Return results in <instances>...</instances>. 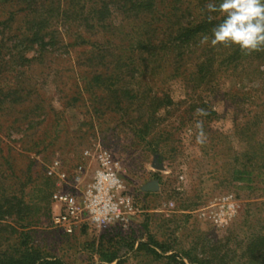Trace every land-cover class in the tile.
<instances>
[{"label": "rangeland", "instance_id": "374dc122", "mask_svg": "<svg viewBox=\"0 0 264 264\" xmlns=\"http://www.w3.org/2000/svg\"><path fill=\"white\" fill-rule=\"evenodd\" d=\"M119 1L101 12L102 0H0V252L32 248L62 264H110L108 254L112 264H254L249 246L264 237V51L200 43L159 61L146 52L157 60L122 66L117 91L90 89L95 72L123 60V35L153 19ZM200 1L209 2L165 0L160 36L149 27L147 36L162 41L202 19ZM86 39L105 50L89 53ZM97 146L119 161L136 213L126 226L69 236L53 225L46 170ZM151 183L158 190L143 192ZM254 248L264 264V243Z\"/></svg>", "mask_w": 264, "mask_h": 264}, {"label": "built area", "instance_id": "2783aa9c", "mask_svg": "<svg viewBox=\"0 0 264 264\" xmlns=\"http://www.w3.org/2000/svg\"><path fill=\"white\" fill-rule=\"evenodd\" d=\"M46 175L57 188L52 196L53 225L67 235L84 226L98 230L126 226L136 213L119 161L100 146L86 149L82 162L75 165L53 161Z\"/></svg>", "mask_w": 264, "mask_h": 264}, {"label": "trees", "instance_id": "16d2710c", "mask_svg": "<svg viewBox=\"0 0 264 264\" xmlns=\"http://www.w3.org/2000/svg\"><path fill=\"white\" fill-rule=\"evenodd\" d=\"M8 2H14L15 0H6ZM18 1V0H16ZM102 7L98 9L97 11L104 12L107 8V2L106 0H102ZM175 3V0H172V3ZM119 5L126 6L127 5L133 9L134 7L141 8L143 7L144 10H148L151 13L149 15H152L153 19H150L149 21H146V25L140 27L137 29V31H133L131 34H125L123 35L124 38H128V43L125 46L120 47V49L123 50L124 55H120L123 59L122 61H119L113 64L112 69L110 66H106L105 70H98L96 73L97 76L94 77V85L92 84L90 89H95L100 92H106V93H113L117 91L118 89L115 88L116 85L119 83V75L121 73L119 72V69L124 66H130L133 65L134 67L138 66H145L146 64H151L149 63V58H152V63L156 61L157 59L155 58L158 56V61L162 59H166L170 55L177 57V54L179 52L180 48H196L200 45V41L204 35H208L211 37L212 34V29L213 27L220 22V17L218 15L217 19H214L212 22L208 21V15L209 13L207 12L206 5L207 3H201V1L198 5L197 8H199V13H203L205 11V15L202 16V19H198L197 22H193L192 24H189L188 26L181 27L179 23V29L177 32L173 33L172 36L166 38L165 40H157L155 36L150 37L147 36V31L145 29H148L147 27L151 28L150 33L153 35L160 36V29H163V25H160V23L163 22V16L160 15V8L163 6L165 3V0H139V2H136L135 0H121L118 2ZM91 4V7L96 4V1H93ZM177 4V2H176ZM96 6V5H95ZM174 7V6H173ZM93 8V7H92ZM176 9V6L175 8ZM93 10V9H92ZM94 12H96L94 10ZM207 12V14H206ZM201 18V17H198ZM164 23V22H163ZM86 45L89 46V53L95 52V48L100 45V43L94 42L90 39L84 40ZM21 46V42L19 43ZM223 46V45H221ZM37 48V47H36ZM98 50H105V48L100 45L98 47ZM146 52H151L152 54H155L156 56L153 57H144ZM121 54V53H120ZM233 55V54H231ZM246 55V54H245ZM240 56V55H239ZM204 57V56H203ZM231 57V56H229ZM114 58H112L113 60ZM231 60V58H229ZM179 61V59H178ZM121 63L120 66H117V63ZM231 63V62H230ZM198 71L196 73L197 79L201 82H205L206 79L209 77L211 74V66L210 62L206 59L202 63H200L198 66ZM93 83V82H92ZM121 87V86H119ZM89 227L84 226L81 231L83 230L84 232L88 229ZM70 236V235H69ZM257 243H264V237L259 238L256 240H253L251 242L249 249H248V256L252 259H254L255 263H257L260 260L259 256H256L255 253V248L254 246L257 245ZM252 246V247H251ZM14 247H18V245H14ZM142 249L146 248L147 251H149L151 254L158 255L157 252H155L152 249H149L147 244H142L141 245ZM107 262L112 264L116 261L117 257L115 254H108L106 256ZM168 259L174 260L175 256L169 257ZM192 261V260H191ZM198 261V260H197ZM254 263V264H255ZM0 264H62L59 260H51L48 258H44L38 251H34V249H23L21 250V246L13 251L9 252H0ZM180 264H185L183 261H180ZM191 264H201L199 261L196 262V260H193Z\"/></svg>", "mask_w": 264, "mask_h": 264}, {"label": "clouds", "instance_id": "9594fccd", "mask_svg": "<svg viewBox=\"0 0 264 264\" xmlns=\"http://www.w3.org/2000/svg\"><path fill=\"white\" fill-rule=\"evenodd\" d=\"M208 21L221 18L212 29L211 37L204 35L202 45L237 46L245 54L264 51V0H209L206 5ZM197 114L206 116L204 109ZM197 143L206 141L202 122L197 123Z\"/></svg>", "mask_w": 264, "mask_h": 264}, {"label": "water", "instance_id": "95a60500", "mask_svg": "<svg viewBox=\"0 0 264 264\" xmlns=\"http://www.w3.org/2000/svg\"><path fill=\"white\" fill-rule=\"evenodd\" d=\"M158 190V184L157 183H151L143 187V192H155Z\"/></svg>", "mask_w": 264, "mask_h": 264}]
</instances>
